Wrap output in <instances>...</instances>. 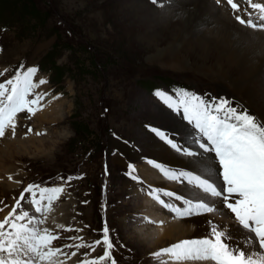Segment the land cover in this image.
<instances>
[{
  "label": "rangeland",
  "instance_id": "374dc122",
  "mask_svg": "<svg viewBox=\"0 0 264 264\" xmlns=\"http://www.w3.org/2000/svg\"><path fill=\"white\" fill-rule=\"evenodd\" d=\"M210 1L243 27L248 26L241 24L237 16L246 14L253 18L256 10L251 8L249 0H233L238 5L236 9L230 4V7L218 6ZM257 2L264 3V0ZM139 3H146L158 12V16L140 10ZM184 3L185 0H0V52L3 54L0 64L12 63L17 67L26 63L34 67L37 62L42 72L39 79L46 80L41 93L46 96L40 101L54 98L49 104L39 103L34 115L18 113L15 118L19 127L17 137L0 138L3 149L4 140L16 142L12 158L4 157L3 149L0 150V160L5 164L0 165V221L12 211L30 183L59 182L43 187L63 188L46 218L44 213L35 212L30 193H25L21 208L17 209V214L27 210L30 216L43 220L44 223L37 227H46L58 237L50 247L61 248L67 254L43 260L53 261L51 264H80L88 260L91 264L106 248V245H95L94 242L103 240V229L107 226L113 247L109 259L97 261V264H110L114 260L115 264H178L170 253L153 255L169 248L177 241L176 235L159 246H152L157 235L145 239L147 235L143 229L147 225L163 226L155 217L146 216L145 201L156 200L154 195L158 193L165 198L167 195L153 179L142 176L137 167L151 164L152 159H147L149 156L154 158L150 148L159 144L165 146V140L153 129L164 132L167 137L169 128L180 130L178 112L181 113L182 102L191 98L192 93L202 95L208 89L214 95L219 93L218 90L233 93L226 79L214 82L210 76L189 68H164L150 60L156 53V46H163L161 34L164 28L160 27L158 18L167 15L168 11L181 10ZM55 44L58 45L54 47ZM52 58L57 69L49 64ZM8 73L13 74L12 71ZM4 81L0 77V82ZM178 83L188 85L191 93L186 85L179 87ZM235 97L244 100L258 116H264L263 93L256 97L261 102L258 107L244 95ZM57 111L62 113L60 117L56 116ZM35 116H43L46 121L42 118L39 123ZM52 117L55 120L47 122ZM42 126L47 127V132ZM187 131L191 141L197 140L188 126ZM113 133L130 141L141 155L127 153L121 156L114 145L121 139L112 136ZM34 139L42 142L31 145ZM17 141H28L26 144L31 148L22 155L16 154L20 145ZM201 151L199 153H205ZM180 155L191 158L188 154ZM130 171L137 179L128 175ZM4 172L12 173V178L19 181L18 185ZM213 173L218 174L217 170ZM165 198L163 200L168 203ZM61 210L64 212L58 222L49 225V218L60 215ZM127 211L131 214L127 215ZM203 225L213 227L210 221ZM33 226L36 225H29ZM217 228L223 231V228ZM7 230L8 226L5 227ZM73 237L77 239H70ZM68 244L92 245L95 251L87 246L79 250L64 247ZM72 252H77V256H71ZM27 258L21 256L22 260ZM39 260L35 258L33 264H38Z\"/></svg>",
  "mask_w": 264,
  "mask_h": 264
},
{
  "label": "snow or ice",
  "instance_id": "6c2138e0",
  "mask_svg": "<svg viewBox=\"0 0 264 264\" xmlns=\"http://www.w3.org/2000/svg\"><path fill=\"white\" fill-rule=\"evenodd\" d=\"M227 2L233 9L238 7L237 3H233V0H227ZM251 8L264 13V3H251ZM237 19L241 24L245 23V20L239 16ZM261 19H264V16ZM247 23L256 27L251 19ZM36 72L35 67L27 68L24 71L17 70L12 78L0 82V138L5 136L6 129L9 128L12 129L14 136L17 114L22 112L33 114L35 106L43 98V94L36 93L35 89L39 85L45 84L46 80L40 79L38 82H34ZM182 103L184 119L193 126L194 131L199 135V148L214 153L215 158L218 159L224 186L217 185L215 181H210L208 178H201L200 175H192L187 172L180 175L184 176L189 184L201 189L204 194L215 198L222 197V204L226 205L227 209L234 214L238 225L250 235L247 236L244 247L231 246L226 242L225 232L213 226L211 238L181 240L153 255L170 253L176 261L198 260L212 261L214 264H260L254 259L253 252L256 255L264 256V124L258 123L256 118L247 112L239 113L236 108H226V101H222L218 106L210 105L193 96ZM28 131L30 132L31 129L29 128ZM153 131L161 139L166 140L172 149L177 152L182 151L181 146L174 143L164 132L155 129ZM186 154L193 155L194 153L187 151ZM164 174L171 179H177L175 173L164 171ZM128 175L132 176V172L130 171ZM132 178L137 179L135 176ZM37 188L39 189V199H37L35 191ZM62 192V187H40L35 184H29L25 188L12 211L3 221H0V254H3L0 255V264H33L34 258L43 260L57 254L67 255L61 248L50 247L51 242L58 237L53 236L47 228L37 227L44 223L43 220L30 216L27 210L17 214V209L21 208V201L25 199V193L31 194V204L34 206L35 212L43 214L50 210V206ZM165 194L173 195L171 192ZM154 199L158 200L163 207L177 212L181 217L217 211L214 201L210 205L207 202V197L203 202L196 203L185 199L183 202L187 208L183 211L173 208L158 195H155ZM45 200L47 203L43 204L42 202ZM22 221H27V223H21ZM29 225L36 226L29 227ZM6 226H8L7 231H5ZM103 231V240H97L94 244H103L106 245V248L103 255L93 259L91 264H97V261H103L110 257L113 245L109 239L107 226ZM227 238L231 239L232 237L229 234ZM256 245L258 247H255ZM86 246L95 251V247L92 245L68 244L64 247H75L79 250ZM249 249H253V251H249ZM29 254L31 255L29 256ZM84 255L87 256L88 253H84ZM21 256H29V258L22 260ZM71 256H77V252H72ZM80 264H89V261L83 260Z\"/></svg>",
  "mask_w": 264,
  "mask_h": 264
},
{
  "label": "bare ground",
  "instance_id": "6f19581e",
  "mask_svg": "<svg viewBox=\"0 0 264 264\" xmlns=\"http://www.w3.org/2000/svg\"><path fill=\"white\" fill-rule=\"evenodd\" d=\"M137 7L153 16H158V12L149 8L146 3H139ZM180 8L182 9H177L178 11L175 12L168 11L167 15L158 18L161 22L160 27L164 28L161 34L163 46H156V53L150 57V60L164 68L169 67L174 70L189 68L197 73L210 76V79L214 82H218L222 78L226 79L235 95H244V98L249 99L255 107H258L257 104L261 105L256 97L260 93H263L264 96V31L252 30L240 26V24L238 25L226 14V11L224 13L220 7L215 6L210 0H185ZM153 31L155 30H151V32ZM59 112L57 111L56 116L60 117L62 113ZM42 118L44 119L43 116L38 118L39 123L43 121ZM53 120L55 119L52 117L51 120L47 119V122ZM194 134L197 140L191 141L192 138L188 136L184 141V144L187 145L184 154L187 151L194 153L191 158L176 154L166 144L164 147L159 144L155 145V148L149 149L150 154L156 158L155 162L146 163L137 168H140L139 171L142 176L153 179L159 188L163 191L166 190L165 193L171 192L173 194L166 197L169 200L168 204L172 205L173 208L183 211L187 208V205L183 202L185 199H192L196 203L203 202L204 198L207 197V202L210 205L214 201V207L217 211L213 213H195L181 217L177 212L162 207L155 200L150 203L145 201L146 215L155 217L159 222H164L162 227L147 225V228L143 229V232L147 235L145 239L155 234L157 237L153 240L152 246H159L166 239L170 241L174 238V235L177 239H195L199 235H201V238H210L209 231L211 229L209 230L208 227H203L201 224L209 219H215L214 224L216 227L223 228L227 243L231 246L240 245L244 247L245 240L250 234L238 225L234 219V214L227 207H223L222 200L204 194L197 186L189 184L187 179L180 175L184 172L200 175L201 178H208L215 181L217 185L224 186L221 181H217L218 178L213 172L208 171L212 169L209 166L210 162L207 161L209 152L199 153V151L202 152V149H196L199 147V137L195 132ZM36 141L42 142L41 139H34L31 145ZM17 142H20V145L15 152L16 154L22 155V152H27L31 148V145L26 144L28 141ZM3 143L5 144L4 149L0 148L4 151L3 156L12 158L14 155L12 148L16 142H5L4 140ZM114 145L118 148L121 156L127 155V153L132 156L135 155V151L125 141H115ZM121 156H119L120 160ZM0 165L5 166L1 160ZM162 169L182 177L183 186H177V180L166 176L164 171H161ZM59 216L50 217L48 220L49 225L57 223ZM229 234L232 237L231 239L227 238ZM249 251H253V249H249ZM253 253L255 254V252ZM173 260L176 261L174 257ZM179 262L182 263V260L176 261L180 264ZM184 264H214V262L191 260Z\"/></svg>",
  "mask_w": 264,
  "mask_h": 264
}]
</instances>
